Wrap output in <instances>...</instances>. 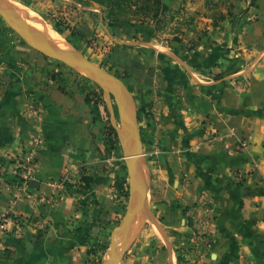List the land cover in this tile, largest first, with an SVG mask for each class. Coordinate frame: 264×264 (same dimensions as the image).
Wrapping results in <instances>:
<instances>
[{
  "label": "crops",
  "instance_id": "1",
  "mask_svg": "<svg viewBox=\"0 0 264 264\" xmlns=\"http://www.w3.org/2000/svg\"><path fill=\"white\" fill-rule=\"evenodd\" d=\"M189 1L166 0L174 20L194 10L178 41L152 23H98L110 43L103 56L125 72L117 78L137 118L136 185L147 189L141 224L136 213L116 264H264V0H223L215 26L210 0ZM15 39L0 23V165L32 136L41 145L28 185L0 171V214L9 217L0 264H94L90 250L129 207L127 105L103 96L95 118L81 84ZM67 175L66 192L53 196V182ZM202 199L211 202L213 243L197 259L183 209Z\"/></svg>",
  "mask_w": 264,
  "mask_h": 264
},
{
  "label": "rangeland",
  "instance_id": "2",
  "mask_svg": "<svg viewBox=\"0 0 264 264\" xmlns=\"http://www.w3.org/2000/svg\"><path fill=\"white\" fill-rule=\"evenodd\" d=\"M2 1L5 2L7 5L11 6V8H13L14 10H16L15 7L11 5L13 4L11 3V0L9 1L2 0ZM12 2L15 3L14 4L15 6H21V7L25 6L24 8L25 10H27V13L28 12L34 13L37 17H39L38 18L39 20L41 19L40 20L41 23L43 22H44L43 24L47 23V25L52 29V33L58 34L69 45L68 52L78 53L86 57L91 62L101 66L103 69L110 72L116 77L121 76V74H125V72L122 70H118V69L117 71L114 70L113 65L114 66L117 65L119 67V65L117 64L118 60H116L114 57L111 56L104 57L105 56L104 54L107 53V51L109 50L108 47L110 43L107 37L104 36L105 33L100 29L98 25L99 21L102 19V17L104 18L107 13L106 7L101 3L103 2V0H12ZM195 4L196 5L198 4L197 0H190L188 7L193 8ZM207 5L210 9H213V13H212V25H213L214 21L219 20L220 11L225 9L226 5L224 4L223 0L222 1L210 0L209 3H207ZM193 11L194 10H188L186 14L185 13L182 14L175 20L172 17H168L166 18V20L160 21L158 27L160 29H163V32H161V34L162 33L165 34L164 35L165 37H170V38L172 37V41H176L173 39L174 36L179 37V34L181 33V32L178 33L177 30L181 29L182 25L187 24L192 18H194L192 14ZM21 16L23 17L26 23L19 20V24L25 29V32L26 30L27 32L28 30H32V29L37 30L35 26L31 25L27 21L25 16L23 15ZM80 22L84 24L89 22L91 28L89 30L84 28H83L84 30H81L80 27H78V24H80ZM0 23H3L4 25L7 26V29L11 32V34L14 35V37H16L15 40H21L27 43L28 45H30L24 37L19 35L4 20V18L1 15H0ZM24 34L26 37L27 34L26 33ZM49 60L55 64L57 71L56 74L64 81L69 82L72 81L73 79L78 85L81 84L82 86H86L90 91H95L96 87L98 88V86L93 82V80L96 79L93 74L81 72V70L69 67L68 65L60 61H57L55 59L49 58ZM140 187L141 189L145 188V186L144 187L140 186ZM127 196H129L128 186H127ZM123 215L121 217V220L123 218ZM121 220L116 225V227H118ZM112 230L113 229H110L107 232V234L105 235V237L101 242L97 241L100 242L101 244L103 243V246H98L96 248L95 255L97 259L101 258L102 260L108 257L107 251L109 250V246H110ZM123 239H124L123 234L120 233L117 236V241L122 242ZM92 259H95V256H93Z\"/></svg>",
  "mask_w": 264,
  "mask_h": 264
},
{
  "label": "water",
  "instance_id": "3",
  "mask_svg": "<svg viewBox=\"0 0 264 264\" xmlns=\"http://www.w3.org/2000/svg\"><path fill=\"white\" fill-rule=\"evenodd\" d=\"M0 15L4 20L26 41L33 46L35 49L40 51L43 55L47 56L50 59H55L60 61L69 67L76 69L86 68L89 74H93L96 79L93 82L101 89L102 94L106 97L108 103L111 101V96L117 99H123L127 105L129 111V119L126 123V131L129 135V147L126 148L125 144L121 140L122 147L125 151V156L128 158L127 167H128V201L129 207L126 209L123 218L117 228L111 232V241L109 250L107 251L108 257L102 259L101 264H116L118 261L119 253H117V240L116 236L119 233L126 235L127 229L131 222L133 221L136 213L138 212L141 205V197L137 188L136 180V169H135V160L137 155L140 154L139 151V134L137 132V118L132 104L131 96L128 90L121 84L116 76L110 72L103 69L101 66L91 62L86 57L73 52H61L55 49L47 39V37L40 32L38 29L37 33L41 37V44L35 43L32 38L29 36L26 30V37L24 35L25 29L19 24V20L25 22L23 17L7 5L5 2L0 0ZM26 23V22H25ZM125 241V238L122 240Z\"/></svg>",
  "mask_w": 264,
  "mask_h": 264
},
{
  "label": "built area",
  "instance_id": "4",
  "mask_svg": "<svg viewBox=\"0 0 264 264\" xmlns=\"http://www.w3.org/2000/svg\"><path fill=\"white\" fill-rule=\"evenodd\" d=\"M241 83L243 82L241 81ZM91 92H93L95 98L98 101H100V98L103 99V94L99 87H96V90ZM28 107L33 112V114L39 116L40 110L35 101L30 100ZM210 132L212 133V136H215L213 131ZM40 145V137L32 136L27 144L22 145L15 152L8 165H0V171L4 170L6 175L10 177L16 184L20 186L28 185L33 179L32 170L36 161V151ZM244 145L245 143H242L240 144V147H244ZM70 181L71 177L67 175L53 182V196L61 197L64 194V191L67 190V186L69 185ZM183 216L193 228V231L189 236V253L194 258L198 259L201 256L202 251L208 249L213 243L212 233L210 231L212 220L210 200L202 199L194 206L184 208ZM8 219V216L0 214V227H3L4 223H6ZM40 225L41 228L44 227L45 222L41 221ZM94 264H101V262H94Z\"/></svg>",
  "mask_w": 264,
  "mask_h": 264
},
{
  "label": "trees",
  "instance_id": "5",
  "mask_svg": "<svg viewBox=\"0 0 264 264\" xmlns=\"http://www.w3.org/2000/svg\"><path fill=\"white\" fill-rule=\"evenodd\" d=\"M101 3L107 9V13L104 18L111 23H152L155 31H158L160 29L158 27L160 21L168 18V15H166L168 10L166 0H103ZM255 5L256 0H249L248 6ZM224 18L225 15L220 14L219 20ZM216 24L217 21H214L213 26ZM177 32L180 33L181 30L178 29ZM173 39L176 41L180 40V38L176 36H174ZM81 87L85 92L86 101L90 104L91 111L95 114L96 118V115H98V103H102L103 100L100 98V101H98L93 92H91L86 86L81 85ZM61 89H63V87ZM104 132L111 135V138L114 135V130L108 122L104 125ZM111 142H113L112 139ZM81 179L85 182H89V179L84 176L81 177ZM90 253L94 255L96 252L92 248ZM95 262L100 263L101 258L97 259L95 257Z\"/></svg>",
  "mask_w": 264,
  "mask_h": 264
},
{
  "label": "bare ground",
  "instance_id": "6",
  "mask_svg": "<svg viewBox=\"0 0 264 264\" xmlns=\"http://www.w3.org/2000/svg\"><path fill=\"white\" fill-rule=\"evenodd\" d=\"M9 1V0H8ZM11 5H13V7H15V9L19 12V14L25 16V18L27 19V21L35 26L40 32H42L46 37L47 39L49 40L50 44L57 50L61 51V52H68V49H69V45L63 40L62 37H60L58 34L56 33H52V29L46 24H43L41 23V19L39 20L34 13H31V12H28L27 13V10H25V6L24 7H21V6H15L14 2H12L11 0ZM9 4V3H8ZM28 34L29 36L32 38V40L39 44L41 43V37L40 35L34 30H28ZM47 32V33H46ZM26 33V32H25ZM27 34V33H26ZM25 35V34H24ZM41 40V41H40ZM81 72H84V73H89L88 70L86 68H83V69H80ZM121 104V103H120ZM120 134V133H119ZM121 136V135H120ZM122 138V137H121ZM138 157V156H137ZM141 158V157H140ZM139 160V159H138ZM143 160V159H142ZM137 161V160H136ZM139 162V161H138ZM139 164V163H138ZM145 166V165H144ZM136 168V167H135ZM137 169V168H136ZM141 169V168H140ZM139 170V169H138ZM147 170V169H146ZM140 172V170H139ZM145 172V171H144ZM146 175V174H145ZM142 179V178H141ZM144 193V194H143ZM139 195L142 197V195H144V198L146 199V196H147V189L146 187L144 188V190L141 189V187H139ZM141 218H142V215L138 214L136 215L135 217V220H136V223L137 225H140L141 224ZM134 224V222H133ZM134 227V226H133ZM117 237V236H116ZM119 240V239H118ZM118 242V241H117ZM118 247V246H117Z\"/></svg>",
  "mask_w": 264,
  "mask_h": 264
}]
</instances>
